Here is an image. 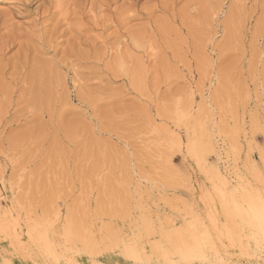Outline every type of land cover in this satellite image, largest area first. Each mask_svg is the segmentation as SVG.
Listing matches in <instances>:
<instances>
[{"label":"rangeland","instance_id":"rangeland-1","mask_svg":"<svg viewBox=\"0 0 264 264\" xmlns=\"http://www.w3.org/2000/svg\"><path fill=\"white\" fill-rule=\"evenodd\" d=\"M49 1L0 0V264H264V0H138L152 49Z\"/></svg>","mask_w":264,"mask_h":264},{"label":"bare ground","instance_id":"bare-ground-1","mask_svg":"<svg viewBox=\"0 0 264 264\" xmlns=\"http://www.w3.org/2000/svg\"><path fill=\"white\" fill-rule=\"evenodd\" d=\"M113 1L115 0H108V3L105 5L108 10H110V4ZM129 1L131 3L128 4L127 6L128 8H126L124 12H121L119 14L111 12V14L107 17H104L103 15L97 13L95 18L93 19L87 18L84 20L83 17H85L86 15L84 10L86 6H89L90 12L94 10L96 11V6H95L96 2H100V0H76L71 10L60 9V3L58 1L50 0L47 6L46 18L49 19L54 18L56 14L61 13V16L58 19V24L60 25L62 23V20L65 19L66 16H68L69 14L71 15L77 13L80 16V18L78 19V24H77L78 26L90 25L93 27H99L101 29H105L109 25H112L116 29V38L117 36L125 35L129 37V39L134 40V42L136 41L135 42L136 46L138 47L143 46L142 44L145 42L148 48L152 49V47L154 46L148 44L147 38L148 36H151L153 32L156 31L155 22L149 16L150 15L149 13H143L141 9L140 10L138 9L137 7L138 0H129ZM239 2H241V0H239ZM164 12L166 15L169 14V11L165 10ZM262 17H264L263 14ZM143 18H145L147 22L142 27H138L135 29H126V30L124 29L123 32H120V30L122 29L123 25L126 22L130 21L131 19H143ZM257 30L264 32V22L262 23V26L261 25L258 26ZM39 34L41 36L43 35L41 32H38V34H36L35 36L29 33V35H26L24 40H22L20 36L18 39H16L13 34L6 33L2 43V48L4 47V49L2 50L4 51L5 49L9 48L11 45L14 44H18L19 47H27L28 46L27 42H29V40H31L32 38H35V40L37 41L41 39V36ZM116 46L117 45L114 44L113 46H111V49L115 48ZM57 63L60 64L61 62L60 61L55 62L53 59L50 60L48 63L43 61L33 66L31 72L28 74V78H29L28 80L31 84H33L36 87V89L30 91L27 94L30 100L40 101L41 99L53 98L56 95V93L51 90L50 86L51 85L53 86L55 82L57 83L58 81ZM122 64H123V60L121 59H117L115 61V65L117 68H120ZM133 64L136 66L141 65L135 62ZM2 75L4 74L2 73ZM80 98H85V97L80 96ZM262 217L263 216L261 215L259 219L261 220Z\"/></svg>","mask_w":264,"mask_h":264}]
</instances>
